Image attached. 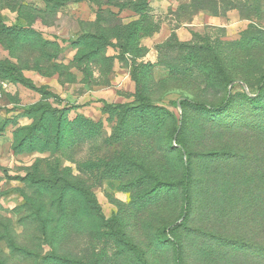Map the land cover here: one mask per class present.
<instances>
[{"label":"rangeland","instance_id":"1","mask_svg":"<svg viewBox=\"0 0 264 264\" xmlns=\"http://www.w3.org/2000/svg\"><path fill=\"white\" fill-rule=\"evenodd\" d=\"M11 66L64 111L61 144L15 150L45 96ZM0 72V264H264V140L241 129L264 124V110L240 96L256 97L264 73V0H0ZM226 79V111H188L187 206L172 103L218 105ZM141 94L159 118L135 113ZM241 117L233 129L212 120ZM225 147H238L230 162L210 163Z\"/></svg>","mask_w":264,"mask_h":264},{"label":"trees","instance_id":"2","mask_svg":"<svg viewBox=\"0 0 264 264\" xmlns=\"http://www.w3.org/2000/svg\"><path fill=\"white\" fill-rule=\"evenodd\" d=\"M48 1V0H44ZM132 4H130L131 6ZM136 6V5H135ZM140 8L143 6L139 5ZM86 36H82L79 41H84L82 45L86 43ZM125 47V48H124ZM123 52L126 53L127 49L126 46L121 47ZM11 71H13V74H11V79L14 82L22 83L26 85L27 87L36 90L37 92L42 93L45 98L41 102H38L37 104H34L31 106L27 112L32 118H36L34 124L27 128V129H19L16 132V141H15V150L17 152H23L24 150H36L38 144H42L43 146L40 148L41 151L44 150H50L53 148V146L59 145L63 142L65 138V133L67 130H65L66 125H64V111L57 110L53 111L51 104L48 102V93L44 88H38L36 87L33 82L25 77V75L15 66H11ZM0 77L5 81L4 76L0 72ZM236 82L235 79H226L224 80V87L226 88L227 94H226V99L219 103L218 105H211L208 103L196 101L190 98H183L179 103L174 102L172 103L174 107H179L182 110V121H181V126L176 128L174 131L170 145L172 150H176L180 152V155L184 159L187 157V162H185V159L183 161V179L181 181V185L183 187L184 191V197H185V203L189 204V202L193 198V191L195 190V187L197 185V179L195 177V168L193 167V162H192V156H191V151H190V142L187 141L186 139V133L188 131V111L192 110L194 112L200 113L203 117H208V116H216L222 113L223 111H226L233 103L232 100V92L229 90V87L233 85ZM257 86V92H256V97H251L246 93H241L240 96L241 98L249 105L251 106H256V107H261V110H264V73L261 75L260 79L258 80V83L256 84ZM57 98V97H56ZM138 107L135 109V113L138 115H141L143 118L145 116H151L154 117V113H158L161 110L156 109V107L153 105L150 97L147 95H139V100H137ZM106 106H109L108 104H105ZM114 108V106L112 107ZM141 117V118H142ZM154 118H159V117H154ZM209 118V117H208ZM215 123L217 124H223L225 126H229L231 129L235 127L241 126L240 124H243V117L239 119H232L229 122H223L216 120L212 118ZM256 124V123H255ZM223 125H221L223 127ZM243 126V125H242ZM67 128V127H66ZM122 128V125H121ZM120 129V128H119ZM243 129H249V131L254 133V136L259 137L260 139L264 140V124L263 122L258 124V125H253L251 127H242ZM120 131V130H119ZM39 134H43L45 136L46 141L43 143L39 141ZM53 136L55 137V140L53 139ZM176 141L175 144L177 146H174L173 141ZM257 148H259V144L256 145ZM236 148H230V147H225L222 148L220 151L216 150V152H209L206 154L207 158L210 157L209 161L210 163H215L217 159L212 158V156H218L219 158H225V162H230L229 157L236 152ZM242 174H234V180L240 179ZM228 180L227 177L223 176L220 178V181H226ZM68 187H72L74 190L77 191H82V188H76V184L73 183H68ZM78 187V186H77ZM214 188H220L217 183L214 186ZM87 196L90 197V200L87 202L91 207H95V197L93 194L86 192ZM250 194V192H249ZM250 199L253 200L252 196H249ZM254 201V200H253ZM188 210L185 215L182 216V222L181 223H174L173 225L176 224V227H182L186 225V221L188 220ZM115 221V220H114ZM171 225V226H173ZM169 226V227H171ZM166 233V230H165ZM244 245L239 244V247H242ZM264 260V257L262 258Z\"/></svg>","mask_w":264,"mask_h":264},{"label":"built area","instance_id":"3","mask_svg":"<svg viewBox=\"0 0 264 264\" xmlns=\"http://www.w3.org/2000/svg\"><path fill=\"white\" fill-rule=\"evenodd\" d=\"M7 83L0 77V104L6 94Z\"/></svg>","mask_w":264,"mask_h":264}]
</instances>
